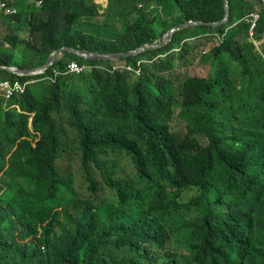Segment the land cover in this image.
Wrapping results in <instances>:
<instances>
[{
	"label": "trees",
	"instance_id": "obj_1",
	"mask_svg": "<svg viewBox=\"0 0 264 264\" xmlns=\"http://www.w3.org/2000/svg\"><path fill=\"white\" fill-rule=\"evenodd\" d=\"M108 1L100 14L97 0H16L0 66L127 52L226 16L225 0ZM229 1L227 24L136 56L0 71L25 86L0 94V264H163L165 248L170 264H206L231 231L264 262V2Z\"/></svg>",
	"mask_w": 264,
	"mask_h": 264
},
{
	"label": "water",
	"instance_id": "obj_2",
	"mask_svg": "<svg viewBox=\"0 0 264 264\" xmlns=\"http://www.w3.org/2000/svg\"><path fill=\"white\" fill-rule=\"evenodd\" d=\"M105 3L108 6L109 1L106 0ZM225 6H226V16L224 20L222 21H218V22L187 21L178 26H175L168 33H166L162 38L156 40L152 44H145L131 51L118 52V53H100V52H91L89 50L74 49V48L66 46V47H62L60 49L55 50L53 54L51 55V57L49 58L48 63L44 66H40V67L32 68V69L0 66V71H7V72H10L16 75H20V76H36L39 74L46 73L50 68H52L58 62L59 58L65 53H71L73 55L79 56L81 58H85L86 60H90V61H101V62L102 61H119L125 58L139 55L149 50H155V49L167 46L173 41L177 32L184 30L186 28L194 27V26L221 27L227 24L231 18V6H230L229 0H225ZM262 43L264 44V34H263Z\"/></svg>",
	"mask_w": 264,
	"mask_h": 264
},
{
	"label": "clouds",
	"instance_id": "obj_3",
	"mask_svg": "<svg viewBox=\"0 0 264 264\" xmlns=\"http://www.w3.org/2000/svg\"><path fill=\"white\" fill-rule=\"evenodd\" d=\"M107 8H108V6H107ZM255 13H259V12L256 11L253 14H255ZM250 35H251V32H250ZM255 44L258 46L257 43H255ZM86 65L90 66L89 64H86ZM115 66L116 65H114V67ZM46 73H43V74H46ZM39 75H42V74H39ZM1 82H6V81L0 80V83ZM20 93H22V92H20ZM2 96H4V95H2ZM5 98L7 100L10 99L7 97H5ZM146 223L147 222H144L142 224V226H149V224L147 225ZM243 233H245V231H243ZM235 235H239V233H235ZM244 243H245V241H242L238 237H233V231H231V237H226V239L222 240L219 244H217L213 248V250H210L211 253L209 254V256L206 259L207 260L206 264H264V262L254 260L247 255V251H245V249L243 248L245 246ZM247 243H249V241H247ZM170 252L171 251L166 249V248L165 249H158V250H155L153 252V256L163 257L165 259L163 264H167V263L170 264V261H169V253ZM174 264H179V263L175 262Z\"/></svg>",
	"mask_w": 264,
	"mask_h": 264
},
{
	"label": "built area",
	"instance_id": "obj_4",
	"mask_svg": "<svg viewBox=\"0 0 264 264\" xmlns=\"http://www.w3.org/2000/svg\"><path fill=\"white\" fill-rule=\"evenodd\" d=\"M16 0H0V16L2 14L6 15H17L19 13V8L15 4ZM42 5V2L39 3ZM253 27L251 28V36L253 35V29L255 25H257V22L260 20L261 16L259 13H255L251 15ZM248 20V19H247ZM92 66L88 65H81L77 61L71 62L68 67H67V72L68 73H73V74H83L89 70H92ZM106 69V68H104ZM114 70L119 69L118 66H115L113 68ZM130 70H132L131 67H129ZM55 76L58 77L62 75V72L55 70ZM25 91V86L21 84L20 82H16L15 85H13L11 82H1L0 83V94L4 95L7 98H11L15 93L17 92H24Z\"/></svg>",
	"mask_w": 264,
	"mask_h": 264
},
{
	"label": "rangeland",
	"instance_id": "obj_5",
	"mask_svg": "<svg viewBox=\"0 0 264 264\" xmlns=\"http://www.w3.org/2000/svg\"><path fill=\"white\" fill-rule=\"evenodd\" d=\"M106 2V0H104L103 2L102 1H97V4H99L100 5V9H99V13L100 14H104L105 12H106V10H107V4L105 3ZM255 7H256V9H257V11L258 12H260V11H262V9H263V7H262V4L261 3H259L258 1L255 3ZM8 34H11V32H10V30H9V26L8 25H6V24H4V22L2 21V20H0V38L1 37H5V36H7ZM2 39V38H1ZM260 46V43H258V47ZM21 54L18 52V54H17V62L19 61V63L21 62V56H20ZM200 60L198 59L197 61H196V63H195V68H197L196 70H195V73L197 74V73H200V71H203V72H208V70L207 69H199V66H200V62H199ZM205 65V64H204ZM204 67V66H203ZM205 68V67H204ZM206 72V73H207ZM74 171H79V165L78 164H76V166H75V169H74Z\"/></svg>",
	"mask_w": 264,
	"mask_h": 264
},
{
	"label": "bare ground",
	"instance_id": "obj_6",
	"mask_svg": "<svg viewBox=\"0 0 264 264\" xmlns=\"http://www.w3.org/2000/svg\"><path fill=\"white\" fill-rule=\"evenodd\" d=\"M48 72V71H47ZM54 72H55V70H54Z\"/></svg>",
	"mask_w": 264,
	"mask_h": 264
}]
</instances>
